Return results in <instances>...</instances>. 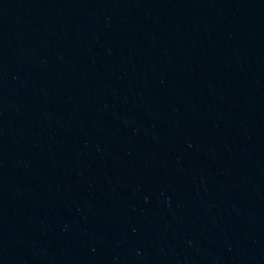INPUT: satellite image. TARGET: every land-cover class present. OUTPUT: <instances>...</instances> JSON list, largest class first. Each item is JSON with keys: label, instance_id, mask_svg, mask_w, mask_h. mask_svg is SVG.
Segmentation results:
<instances>
[{"label": "water", "instance_id": "95a60500", "mask_svg": "<svg viewBox=\"0 0 264 264\" xmlns=\"http://www.w3.org/2000/svg\"><path fill=\"white\" fill-rule=\"evenodd\" d=\"M0 264H264V0H0Z\"/></svg>", "mask_w": 264, "mask_h": 264}]
</instances>
